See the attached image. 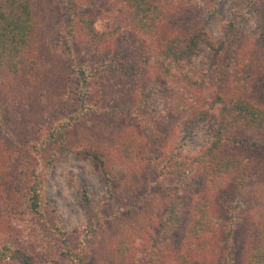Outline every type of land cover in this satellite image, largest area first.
Wrapping results in <instances>:
<instances>
[{"label": "rangeland", "instance_id": "obj_1", "mask_svg": "<svg viewBox=\"0 0 264 264\" xmlns=\"http://www.w3.org/2000/svg\"><path fill=\"white\" fill-rule=\"evenodd\" d=\"M38 1L49 5L36 29L44 73L20 108L12 96L18 84L4 76L0 88V248L12 252L0 264L29 257L30 264H169L186 246L192 203L209 190L216 235L198 263L243 264L259 204L254 185L240 187L235 174L220 189H207L194 158L213 140L218 95L239 88L264 105V0H158L165 16L153 41L128 27L123 4L73 0L75 20L91 18L95 31L109 35L91 50L70 40L62 0ZM165 33L199 36L189 61L164 64L168 76L147 50ZM81 103L91 110L77 118ZM191 104L210 116L181 143L182 111ZM68 116L77 119L55 143ZM251 141L235 151L264 169V138ZM125 144L132 166L118 154ZM93 146L104 163L89 152H97ZM31 187L41 214L28 208ZM172 206L177 214L167 220ZM125 223L134 234L126 244L118 237ZM17 250L24 257L14 258Z\"/></svg>", "mask_w": 264, "mask_h": 264}, {"label": "trees", "instance_id": "obj_2", "mask_svg": "<svg viewBox=\"0 0 264 264\" xmlns=\"http://www.w3.org/2000/svg\"><path fill=\"white\" fill-rule=\"evenodd\" d=\"M113 1L119 2L127 8V25L133 32L149 36L151 41L161 33L160 23L164 20L165 14L158 0ZM62 2L65 11H68L66 14L70 21V40L78 39L82 46L90 50L96 49L105 42V39L107 40L109 35L95 31L94 21L91 18L75 20V15H71L70 6L71 2H74L73 0H62ZM48 8V4L43 5L38 0H0V88L5 83L4 76L18 84L14 86L17 92L14 91L12 96H16L14 101L19 103V108L30 88L37 86L39 77L44 73L41 61L37 58L35 45L38 21L43 16V10ZM262 24L264 33V17H262ZM229 25L231 26V23ZM163 36L165 37L163 40L152 42L147 47L148 53H150L148 59L151 57L154 60L153 64L158 67L160 72L164 70V75L168 76L170 72L164 67V64L169 61L176 64L189 61L191 56L196 53L195 46L199 36L185 37L178 34L169 36L166 33ZM215 52L217 53L218 50L216 49ZM182 80L188 83V86L196 85V82H192L186 75L182 76ZM19 82L21 83L19 84ZM238 90L239 88H235L232 92L216 97V103L220 104V108L213 140L194 158V161L197 163L196 170L207 189L215 190L221 187L235 174L239 178L240 187L247 183L254 185L259 204L255 213L251 215L252 239L243 264H264V169L235 151V146L239 143H249L258 137L264 138V105L256 103L249 94L244 91L238 92ZM37 95L40 96V91H37ZM38 101L41 102L42 99L39 97ZM81 104L82 106L80 105V109L75 115L77 118H82L83 115H79L82 112L91 110L88 104ZM76 112L77 110L73 113ZM182 112L185 114L183 118L186 117V119L182 120L185 127L182 130L181 143L185 141L190 127L207 120L210 116L208 109L193 104ZM75 116H68V120L64 123V129L57 130L58 138L54 140L55 143L68 137L70 128L77 119ZM122 146V151L118 152L119 157L122 161L125 160L129 166L134 165L135 156H131V146L127 144ZM90 148L97 152H89L94 154L101 164L104 163L102 149L98 146ZM209 191L200 194L192 203L188 220L184 226L186 246L181 249L183 251L172 255L169 264H197L200 257L208 251L213 243L216 229L211 222L213 202ZM27 204L32 213L41 214L36 187H31ZM176 210V207H170L167 220L171 218V215L177 214ZM133 222L135 223V221ZM132 223H125L119 228L118 237L124 238L122 243H127L131 237H134L133 232L128 231L132 227ZM137 230L142 231L140 225ZM113 243L111 247L116 248V242ZM0 250L2 259L6 253L12 255L9 245H3ZM15 252L17 255H14V258L20 255L24 257L20 250ZM19 261L22 264L33 263L30 257L19 258ZM52 262L57 263V261Z\"/></svg>", "mask_w": 264, "mask_h": 264}]
</instances>
